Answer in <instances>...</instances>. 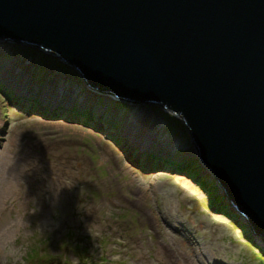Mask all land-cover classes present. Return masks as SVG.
<instances>
[{
	"label": "water",
	"instance_id": "obj_1",
	"mask_svg": "<svg viewBox=\"0 0 264 264\" xmlns=\"http://www.w3.org/2000/svg\"><path fill=\"white\" fill-rule=\"evenodd\" d=\"M0 43L53 55L93 94L32 79L38 92L156 104L180 119L191 150L153 129L118 136L139 154L197 161V180L208 183L202 170L216 181L211 199L223 196L264 249V0H0ZM4 70L8 88L29 85Z\"/></svg>",
	"mask_w": 264,
	"mask_h": 264
},
{
	"label": "rangeland",
	"instance_id": "obj_2",
	"mask_svg": "<svg viewBox=\"0 0 264 264\" xmlns=\"http://www.w3.org/2000/svg\"><path fill=\"white\" fill-rule=\"evenodd\" d=\"M0 65L32 85L8 88L18 98L0 92V151L11 153L20 145L14 170L38 157L46 176L25 177V199L33 201L29 235L17 241L25 251L0 264H264L241 229L207 207L206 191L169 165L187 162L165 153L139 154L118 136L132 123L146 134L141 126L151 123L155 135L191 150L180 119L156 104L102 94L92 98L104 104L106 114H99L105 118L68 115L62 109L72 105L69 98L51 94L52 100L32 79L92 95L75 69L21 43H0ZM0 82L7 88L6 80ZM164 156L168 163L157 164ZM200 174L206 182L212 179Z\"/></svg>",
	"mask_w": 264,
	"mask_h": 264
},
{
	"label": "clouds",
	"instance_id": "obj_3",
	"mask_svg": "<svg viewBox=\"0 0 264 264\" xmlns=\"http://www.w3.org/2000/svg\"><path fill=\"white\" fill-rule=\"evenodd\" d=\"M19 151L20 145L11 153L0 151V259L5 262L8 257L23 254L25 249L18 246L17 241L26 238L31 229L27 216L31 212L28 205L33 201L25 199V177L39 174L41 178L46 179L38 157L23 161L19 168L14 170ZM21 208L26 211L22 212Z\"/></svg>",
	"mask_w": 264,
	"mask_h": 264
},
{
	"label": "trees",
	"instance_id": "obj_4",
	"mask_svg": "<svg viewBox=\"0 0 264 264\" xmlns=\"http://www.w3.org/2000/svg\"><path fill=\"white\" fill-rule=\"evenodd\" d=\"M0 92L1 93H5L7 96H9V97H11L12 96V92H10V91H8L4 86H3V84L0 82ZM15 96V95H14ZM100 105L101 106H103L104 104L103 103H100ZM82 114V116H86V118H88L89 116H88V112L87 111H85V112H83V113H81ZM94 115V114H93ZM92 115V116H93ZM96 117H99V116H93V118H91V119H96ZM102 118H105V116H102ZM112 138H114V137H112ZM115 140H116V138H114ZM169 160V159H168ZM156 161H157V159H156ZM164 162H167V160L166 161H164ZM187 162H189V161H187ZM168 163V162H167ZM197 165V161H192V163H187L186 165H188V166H186V167H181V166H179L177 163H175V162H171V160H169V165H171V167H174V168H176V170H180L181 169V171H179V172H183V174H185V176H188L190 179H192L193 181H195V182H197L201 187H202V189H204L205 191H206V195H207V197H206V204H207V207L208 208H210V207H213L214 209H217V210H219L221 213H223V215H225V216H227V215H229L230 214V212L229 211H227V209H225L224 208V204H223V200H224V198H223V196H218L217 197V199L216 200H212L211 199V197L210 196H212V193L214 192V190H216L217 189V187H216V181L212 178H210L209 177V181L207 180V182H208V184H203V182H201V181H199V179L197 180V178H196V175L194 174V172L191 170L193 167V165ZM195 167L196 166H194V170H195ZM197 168V167H196ZM242 236L243 237H246V239L247 240H249L252 244H254L255 246H256V248L257 249H259L257 246V243L254 241V239L249 235V233L248 232H246L245 233V229L243 228V230H242ZM260 257H264V250H262L260 253ZM258 255V254H257Z\"/></svg>",
	"mask_w": 264,
	"mask_h": 264
},
{
	"label": "bare ground",
	"instance_id": "obj_5",
	"mask_svg": "<svg viewBox=\"0 0 264 264\" xmlns=\"http://www.w3.org/2000/svg\"><path fill=\"white\" fill-rule=\"evenodd\" d=\"M13 68V67H12ZM5 69L7 70V71H9L6 67H5ZM11 73H13V72H11ZM28 73V72H27ZM14 75H15V73H13ZM17 75V74H16ZM28 76H24V79L25 78H27ZM32 77V76H31ZM30 78V77H29ZM18 79V78H17ZM28 79V78H27ZM31 79V78H30ZM33 79H35V77H33ZM22 81V80H21ZM55 82V81H54ZM56 83H59V82H56ZM33 84H35L34 82H33ZM30 87H32V85H28L27 87H25V88H30ZM32 90H34L33 88H31V90L30 91H32ZM71 92H73L72 91V89L70 90ZM74 92H75V90H74ZM28 93V92H27ZM53 95H55L56 97H58L56 94H54L53 92H51ZM14 94V93H13ZM33 94H36V93H33ZM15 95V94H14ZM12 96V98H18V97H16V96ZM53 95H51V98H52V100H53ZM27 96V95H26ZM59 98V97H58ZM33 101V103H32V105H33V107H36V108H42L41 106H42V104H41V102H37V101H35V100H32ZM14 102H15V100H14ZM28 103V102H27ZM54 104H57L56 102H53ZM62 103V102H61ZM72 104V105H71ZM70 109L69 108H64V110L62 109V111H64L66 114H68V115H71V114H81V113H83V112H85V110H87V112H88V116L90 117V119L91 118H93V116H99V118H100V116L102 115H100L99 113H105L106 114V109L104 108V105L103 106H101L100 104H99V102H94V103H90V104H88V105H85L84 103L81 105V104H79L78 102L77 103H74V100H71V102H70ZM58 107V106H57ZM72 107V108H71ZM119 108V107H118ZM33 111V110H32ZM51 112V111H50ZM47 114V113H46ZM94 114V115H93ZM105 114H104V116H105ZM93 115V116H92ZM103 116V115H102ZM86 117V116H85ZM97 118V117H96ZM81 119V118H80ZM83 121V120H82ZM140 123H142L141 121H140ZM139 123V124H140ZM141 126V125H140ZM137 127L138 126H136V125H134L133 126V123L132 124H129L128 125V127H127V132L131 129V131L132 132H134V130H138L137 129ZM141 128L145 131V132H147L148 133V131H150L151 129H154V126L151 124V123H149V125H147V124H142V126H141ZM150 128V129H149ZM139 133L140 134H145L144 132H141V131H139ZM132 152V151H131ZM173 159V158H172ZM147 160V159H146ZM164 160H165V156L164 157H162L161 159H157V161H156V163L157 164H159V163H163L164 162ZM168 161V160H167ZM166 163V162H165ZM188 166V165H187ZM162 170V169H161ZM254 230V229H253ZM241 232H242V230H241ZM259 249V252H261V249H260V247L259 246H257Z\"/></svg>",
	"mask_w": 264,
	"mask_h": 264
}]
</instances>
